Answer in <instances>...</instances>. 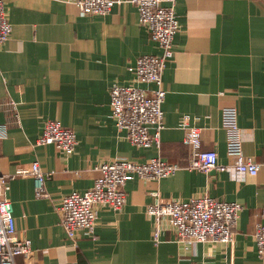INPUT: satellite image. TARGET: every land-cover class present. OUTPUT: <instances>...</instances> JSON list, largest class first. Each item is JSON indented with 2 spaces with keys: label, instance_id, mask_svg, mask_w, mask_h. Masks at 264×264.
<instances>
[{
  "label": "crops",
  "instance_id": "obj_1",
  "mask_svg": "<svg viewBox=\"0 0 264 264\" xmlns=\"http://www.w3.org/2000/svg\"><path fill=\"white\" fill-rule=\"evenodd\" d=\"M4 1L13 33L0 48V129L7 128L0 168L11 186L17 235L32 244L16 264H264L254 238L256 225L264 223V0H177L180 29L163 75L160 149L132 145L111 112L114 84L154 88L135 82L129 70L139 57L161 53L135 5L120 0L109 15L93 16L65 0ZM225 107H237L244 154L261 164L256 177L239 181L228 170L186 168L160 181L136 177L125 186L121 211L96 207L97 240L82 235L75 244L67 237L56 204L91 189L100 163L161 157L188 164L181 125L186 115L202 130V148L215 150L220 165L233 166L222 125ZM50 120L76 133L74 154L38 145ZM35 161L48 175L50 199L37 198L34 179L20 175ZM155 193L164 200L208 194L243 204L234 241L189 246L165 229L155 242L146 213Z\"/></svg>",
  "mask_w": 264,
  "mask_h": 264
},
{
  "label": "built area",
  "instance_id": "obj_2",
  "mask_svg": "<svg viewBox=\"0 0 264 264\" xmlns=\"http://www.w3.org/2000/svg\"><path fill=\"white\" fill-rule=\"evenodd\" d=\"M79 8L82 15H109L120 0H65ZM138 9L140 23L150 34L161 53L143 55L134 66L129 67L135 75V82L152 85L151 90L135 85L114 84L111 88V112L116 126L125 131L132 145L140 148H161V133L164 129V110L167 91L163 75L174 57V39L180 29L175 7L177 0H129ZM13 28L6 11L5 1L0 0V48L10 39ZM237 107H225L222 111V125L227 133V153L234 158L233 166L219 164L215 150L202 148V130L190 124L186 115L182 127L186 130L183 143L189 148V161L186 166L151 158L144 163L127 159H114L95 167L97 177L94 186L85 193L73 192L56 204L67 237L75 244L82 235L97 240L96 225L98 205L113 211H121L127 202L125 186L134 178L146 181H160L175 175L182 168L208 173L214 169L230 171L239 181L249 175L258 174L261 164L244 154L243 139L238 124ZM7 137V128L0 129V138ZM38 145L53 144L67 156L74 154L78 145L76 133L65 127L59 120L47 121ZM20 175L34 179L37 198L50 199L46 187L48 177L40 163L35 161L31 170H22ZM9 180L0 168V264H16L19 256L31 253V241L17 235L14 206L8 198ZM264 192V188H263ZM155 201L148 205L147 216L153 221V240L160 243L165 229L175 232L177 239L185 245H197L208 241L231 243L234 229L244 205L212 198L206 194L188 201L164 200L155 193ZM264 219V205L261 209ZM254 238L260 259L264 262V223L256 225Z\"/></svg>",
  "mask_w": 264,
  "mask_h": 264
}]
</instances>
